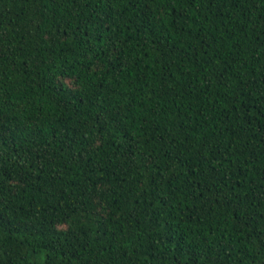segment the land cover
<instances>
[{"label": "trees", "instance_id": "obj_1", "mask_svg": "<svg viewBox=\"0 0 264 264\" xmlns=\"http://www.w3.org/2000/svg\"><path fill=\"white\" fill-rule=\"evenodd\" d=\"M0 264H264V0H0Z\"/></svg>", "mask_w": 264, "mask_h": 264}]
</instances>
